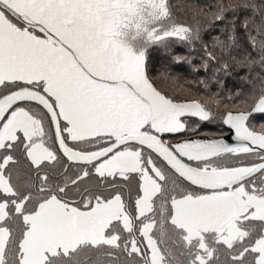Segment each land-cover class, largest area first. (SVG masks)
Wrapping results in <instances>:
<instances>
[{
  "label": "snow or ice",
  "instance_id": "snow-or-ice-1",
  "mask_svg": "<svg viewBox=\"0 0 264 264\" xmlns=\"http://www.w3.org/2000/svg\"><path fill=\"white\" fill-rule=\"evenodd\" d=\"M233 7L264 69V0ZM173 38L169 0H0V264H264V75L183 98L147 67ZM217 116L236 143L189 123Z\"/></svg>",
  "mask_w": 264,
  "mask_h": 264
},
{
  "label": "trees",
  "instance_id": "trees-1",
  "mask_svg": "<svg viewBox=\"0 0 264 264\" xmlns=\"http://www.w3.org/2000/svg\"><path fill=\"white\" fill-rule=\"evenodd\" d=\"M246 2L247 0H169L179 20L200 29L201 39L186 42L173 38L167 46L150 47L147 56L150 77L167 91L173 90V84L178 85L182 90L180 94L183 98H206L214 95L223 105L229 104L230 97L248 94L252 88L250 81L258 82L259 76L264 75V69L259 63L260 56L250 45L245 34L246 30L240 27L243 18L251 13L233 7L224 12L223 20H217L213 15L218 11L219 6L243 5ZM189 5L193 8L190 9ZM234 20L236 34L239 37L236 43L230 40L233 35ZM252 35H256V32L253 31ZM217 38L227 41L230 45L222 57V61L230 65L227 70L221 69L215 62H209L207 68L202 66L206 59L205 45L209 51L219 54V48H213ZM249 53L251 59L257 61L250 67L235 63L231 59L234 57L235 61H242ZM212 110L214 113L219 111L215 105L212 106Z\"/></svg>",
  "mask_w": 264,
  "mask_h": 264
},
{
  "label": "flooded vegetation",
  "instance_id": "flooded-vegetation-1",
  "mask_svg": "<svg viewBox=\"0 0 264 264\" xmlns=\"http://www.w3.org/2000/svg\"><path fill=\"white\" fill-rule=\"evenodd\" d=\"M199 122H201V124ZM189 123L192 126H195L196 124H199V130L197 132V136L198 137L212 138L214 136H225V135L229 134V130H228L227 126H222V125L216 126L217 127V131H214V132H217V133L213 134V133H210L211 131L205 132V131L201 130L203 128H206L208 122L198 121L197 118H191ZM189 135H191V134H189ZM182 138H188V137L185 136V137H182ZM192 138H196V137H192Z\"/></svg>",
  "mask_w": 264,
  "mask_h": 264
},
{
  "label": "rangeland",
  "instance_id": "rangeland-1",
  "mask_svg": "<svg viewBox=\"0 0 264 264\" xmlns=\"http://www.w3.org/2000/svg\"><path fill=\"white\" fill-rule=\"evenodd\" d=\"M258 122H264V121H260L259 118H257ZM201 124V122H199ZM220 120H219V117L217 116L216 119L208 122L206 128H203L201 130L205 131V132H209L211 131L210 133H213V134H216L217 132H214V131H217V127L216 126H220Z\"/></svg>",
  "mask_w": 264,
  "mask_h": 264
},
{
  "label": "water",
  "instance_id": "water-1",
  "mask_svg": "<svg viewBox=\"0 0 264 264\" xmlns=\"http://www.w3.org/2000/svg\"><path fill=\"white\" fill-rule=\"evenodd\" d=\"M225 139H227L228 140V142L229 143H236V141H235V136H234V134L233 133H230L229 132V134H227V135H225V136H223ZM229 137H230V139H229ZM200 138H205V137H200Z\"/></svg>",
  "mask_w": 264,
  "mask_h": 264
}]
</instances>
